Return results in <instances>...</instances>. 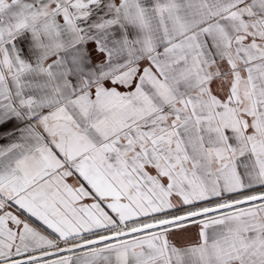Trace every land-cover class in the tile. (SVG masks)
I'll return each instance as SVG.
<instances>
[{
	"label": "snow or ice",
	"instance_id": "snow-or-ice-1",
	"mask_svg": "<svg viewBox=\"0 0 264 264\" xmlns=\"http://www.w3.org/2000/svg\"><path fill=\"white\" fill-rule=\"evenodd\" d=\"M0 264H264V0H0Z\"/></svg>",
	"mask_w": 264,
	"mask_h": 264
}]
</instances>
